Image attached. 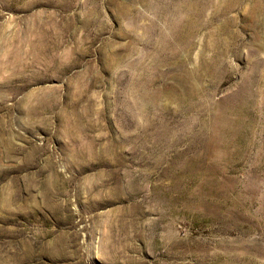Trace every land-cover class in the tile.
Here are the masks:
<instances>
[{
	"label": "rangeland",
	"instance_id": "rangeland-1",
	"mask_svg": "<svg viewBox=\"0 0 264 264\" xmlns=\"http://www.w3.org/2000/svg\"><path fill=\"white\" fill-rule=\"evenodd\" d=\"M5 1L0 264H264V0Z\"/></svg>",
	"mask_w": 264,
	"mask_h": 264
},
{
	"label": "bare ground",
	"instance_id": "bare-ground-1",
	"mask_svg": "<svg viewBox=\"0 0 264 264\" xmlns=\"http://www.w3.org/2000/svg\"><path fill=\"white\" fill-rule=\"evenodd\" d=\"M7 1V0H6ZM5 1V2H6ZM28 1H30V0H27V2ZM36 1V0H35ZM39 1V0H38ZM175 1V0H174ZM244 2V1H243ZM232 3V2H231ZM247 3V2H246ZM6 4V3H5ZM32 3H29L28 2V5H31ZM238 4V3H237ZM228 5H230V4H228ZM233 5V4H232ZM231 5V6H232ZM262 5H263V3H262ZM7 6V5H6ZM20 6V5H19ZM25 6H26V3H25ZM227 6V5H226ZM235 6V5H234ZM25 8V7H24ZM29 8V7H28ZM234 8V7H233ZM252 8V7H251ZM222 10V9H221ZM40 11V10H39ZM42 11V10H41ZM120 11V10H119ZM225 11V10H224ZM252 11V10H251ZM263 11V10H262ZM33 12V11H32ZM54 12V11H53ZM123 12V11H122ZM127 12V11H126ZM226 12V11H225ZM230 12V11H229ZM39 14H36L34 17H32V19L31 18H28L27 20V25H26V35H27V38H29V43L31 44V46L33 47V49L35 50V51H37L34 55H35V58H38V60L41 58V57H43L44 58V56L45 57H48L49 59H50V61H52L53 62V59H51L49 56H51L50 54H49V56H48V47H47V45L48 44H46V40H47V37H49V38H51L52 37V41L54 40V48H53V50L54 49H56L57 47H59V38H60V32L58 31V26L57 27H52V28H50V27H48L46 24H45V21H44V17L42 16V12H38ZM40 13H42V14H40ZM45 14V13H44ZM52 14V13H51ZM51 14H49V15H51ZM228 14V13H227ZM261 14H262V12H261ZM48 15V16H49ZM54 15V14H53ZM222 15V14H221ZM221 15H219V17L221 16ZM215 16V15H214ZM51 17H53V16H51ZM57 17V16H56ZM216 17H217V15H216ZM46 18V17H45ZM49 18V17H48ZM55 18V17H54ZM213 18V17H212ZM32 20L33 21V24L36 26V30H34V29H32V27L29 25V20ZM215 19V18H214ZM46 20H47V18H46ZM50 20H51V18H50ZM49 20V21H50ZM54 20V19H53ZM57 20H58V18H57ZM233 21V20H232ZM52 22H54V21H52ZM228 22V21H227ZM234 22V21H233ZM48 23H50V22H48ZM60 24V23H59ZM228 24H230V23H228ZM231 25V24H230ZM234 25V24H233ZM233 25H231V26H233ZM33 26V25H32ZM68 26V25H67ZM208 26V25H207ZM147 28V27H146ZM72 29H74V28H72ZM223 30V29H222ZM231 30V29H230ZM146 32V31H145ZM151 32V31H150ZM185 33V32H184ZM188 33V32H187ZM223 33V32H222ZM149 34V33H148ZM153 34V33H152ZM163 34V33H162ZM180 34V33H179ZM220 34V33H219ZM235 34H236V32H235ZM62 35V34H61ZM146 35V34H145ZM161 35V34H160ZM160 35H159V37H160ZM166 35V34H165ZM171 35V34H170ZM173 35V34H172ZM188 35V34H187ZM51 36V37H50ZM151 36H153V35H151ZM179 36V35H178ZM164 36H162V37H160L161 39L163 38ZM176 37V36H175ZM184 37V36H183ZM48 38V39H49ZM76 38V37H75ZM150 38V37H149ZM160 38H158V39H160ZM165 39H169V38H166V37H164ZM163 38V39H164ZM187 38V37H186ZM194 38V37H193ZM196 38V37H195ZM160 39V40H161ZM162 39V40H163ZM192 39V38H191ZM232 39V38H231ZM196 40V39H195ZM27 41V40H26ZM51 42V41H50ZM49 42V43H50ZM169 42V41H168ZM173 42V41H172ZM232 42V41H231ZM230 42V43H231ZM176 43V42H175ZM178 43V42H177ZM190 44V43H189ZM161 45H163L162 43H161ZM164 45H167V44H164ZM169 45V44H168ZM30 46V47H31ZM170 46V45H169ZM168 46V47H169ZM31 47V48H32ZM165 48H166V46H164ZM191 47V46H190ZM234 48H236V47H234ZM164 49V48H163ZM173 51V50H172ZM174 51H176V50H174ZM33 52V51H32ZM31 52V53H32ZM177 52V51H176ZM16 53V52H15ZM53 53V52H52ZM19 54V53H18ZM55 54V53H54ZM55 56L53 55L52 56V58H54ZM21 58V57H20ZM18 59H16V61H17ZM19 61V60H18ZM42 61V60H41ZM49 61V62H50ZM25 63V62H24ZM59 64V63H58ZM211 64V63H210ZM47 65V64H46ZM49 65V64H48ZM49 67V66H48ZM115 68V67H114ZM21 71V70H20ZM223 71V70H222ZM6 72V71H5ZM26 73V72H25ZM228 73V72H227ZM251 82V81H250ZM257 85V84H256ZM261 85H264V78H263V80H262V82H261ZM10 88V87H9ZM262 90H264V89H262ZM2 92V91H1ZM46 92V91H45ZM260 93V92H259ZM259 93H256V92H254V91H252V89H250L249 87H246L245 89H244V93H242L239 97H238V99H236L235 101H233L232 103H230V104H225V105H220V109H222V112H221V114H220V116H219V118L220 119H223V120H225L226 122L228 121V118H229V115H231V114H228V112H230V111H233L234 109L236 110H240V111H242V110H244V107L247 105V104H250L251 106H253V107H257L258 105H259V101H257L256 100V97H257V94H259ZM33 94V93H32ZM31 94V95H32ZM263 94H264V92H263ZM46 97V96H45ZM42 99V98H41ZM40 99V100H41ZM36 100V99H35ZM39 100V99H38ZM39 102V101H38ZM31 105V104H30ZM34 105V104H33ZM262 105V104H261ZM26 106V105H25ZM29 106V105H28ZM252 107H250V109H251ZM28 109V108H27ZM33 109H34V107H33ZM45 109H48L47 107L45 108ZM247 109V108H246ZM260 110H264V106L262 105L261 106V108H260ZM27 110H25V112H26ZM35 111V110H34ZM140 111V110H139ZM249 111V110H248ZM31 112V111H30ZM38 112V111H37ZM27 113V112H26ZM64 113V112H63ZM239 113V112H238ZM242 113H243V111H242ZM253 113V112H252ZM248 114V113H247ZM217 115V114H216ZM28 116V115H27ZM243 116V115H242ZM247 116V115H246ZM216 117V116H215ZM233 117V116H232ZM240 117V116H239ZM253 118V117H252ZM35 119V118H34ZM261 119V118H260ZM263 119H264V116H263ZM241 120H242V118H241ZM241 120H240V123H241ZM244 120V119H243ZM246 120H247V118H246ZM259 120V119H258ZM217 121V120H216ZM232 121V120H231ZM245 121V120H244ZM249 121V120H248ZM251 121V120H250ZM253 121V120H252ZM39 122V121H38ZM214 122V121H213ZM215 123V122H214ZM235 123V122H234ZM244 123H247V122H244ZM237 124V123H236ZM256 124H257V122H256ZM32 125V124H31ZM229 126H231V125H229ZM237 126V125H236ZM235 126V127H236ZM31 127V126H30ZM34 127V126H33ZM242 127V126H241ZM254 127V126H253ZM249 128V127H248ZM228 129V128H227ZM230 129V128H229ZM251 130V129H250ZM254 130V129H253ZM262 130V129H261ZM234 131H235V129H234ZM240 131V130H239ZM255 131V130H254ZM228 132H229V130H228ZM59 133V132H58ZM230 133V132H229ZM234 133V132H233ZM239 133V132H238ZM238 133H236V134H238ZM210 134V133H209ZM235 134V133H234ZM243 134V133H242ZM219 135V134H218ZM231 135V134H230ZM229 135V136H230ZM250 135V134H249ZM13 136V135H12ZM217 136V135H216ZM232 136V135H231ZM240 136V135H239ZM262 136V135H261ZM234 137H236V136H234ZM8 138V137H7ZM13 138V137H12ZM209 138V137H208ZM219 138V137H218ZM245 138V137H244ZM4 139V138H3ZM217 139V138H216ZM231 139V138H230ZM235 141V140H234ZM244 141V140H243ZM259 141V140H258ZM4 142V141H3ZM227 142V141H226ZM234 143V142H233ZM233 143H231V144H233ZM243 143V142H242ZM214 144V143H213ZM230 144V145H231ZM236 144V143H235ZM246 144V143H245ZM6 145H8V146H10V145H12L11 144V142H10V145L9 144H6ZM228 145V144H227ZM240 145V144H239ZM14 146V145H13ZM226 146V145H225ZM242 146V145H241ZM35 147V146H34ZM234 147V146H233ZM236 148H237V146H235ZM17 148V147H16ZM36 148V147H35ZM41 148V147H40ZM251 148V147H250ZM21 149V148H20ZM219 149V148H218ZM224 149V148H223ZM13 150V149H12ZM208 150H209V148H208ZM221 150V149H220ZM227 150V149H226ZM241 150V149H240ZM34 151V150H33ZM42 151V150H41ZM44 151H45V149H44ZM243 151V150H242ZM262 151V150H261ZM22 152H23V150H22ZM13 153V152H12ZM211 153V152H210ZM226 153V152H225ZM228 153H230V152H228ZM30 154V153H29ZM47 154V153H46ZM236 154V153H235ZM234 154V155H235ZM259 155V154H258ZM31 156V155H30ZM210 156H211V154H210ZM213 156V155H212ZM221 157V156H220ZM228 157V156H227ZM230 157V156H229ZM209 158V157H208ZM219 158V157H218ZM225 158V157H224ZM210 159V158H209ZM217 159V158H216ZM220 159V158H219ZM228 162V161H227ZM199 163V162H198ZM197 165V164H196ZM50 171V170H49ZM48 171V172H49ZM52 171V170H51ZM126 171V170H125ZM53 173V172H52ZM45 174V173H44ZM50 174V173H49ZM202 176V175H201ZM57 177H58V175H57ZM55 178V177H54ZM204 179V178H203ZM49 183V182H48ZM53 183H54V181H53ZM43 184V183H42ZM41 184V185H42ZM50 185H51V183L49 184V186L48 187H50ZM44 187H46V186H44ZM134 187V186H133ZM47 188V187H46ZM133 189V188H132ZM133 192V191H132ZM206 199V198H205ZM169 200V199H168ZM205 201V200H204ZM196 209V208H195Z\"/></svg>",
	"mask_w": 264,
	"mask_h": 264
}]
</instances>
